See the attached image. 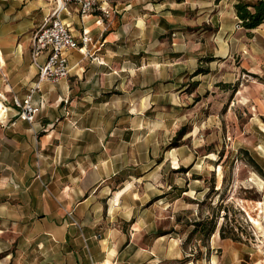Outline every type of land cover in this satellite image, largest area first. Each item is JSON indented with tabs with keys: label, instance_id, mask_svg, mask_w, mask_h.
Masks as SVG:
<instances>
[{
	"label": "rangeland",
	"instance_id": "374dc122",
	"mask_svg": "<svg viewBox=\"0 0 264 264\" xmlns=\"http://www.w3.org/2000/svg\"><path fill=\"white\" fill-rule=\"evenodd\" d=\"M129 1H113L100 69L83 55L100 94L72 80L75 101L40 112L19 148L0 121V264H66L97 160L101 235H164V264H264V23L219 1Z\"/></svg>",
	"mask_w": 264,
	"mask_h": 264
},
{
	"label": "crops",
	"instance_id": "0c3cea01",
	"mask_svg": "<svg viewBox=\"0 0 264 264\" xmlns=\"http://www.w3.org/2000/svg\"><path fill=\"white\" fill-rule=\"evenodd\" d=\"M111 1H109V11H112L113 15L118 12V5L113 3L114 0ZM212 1H214V6L217 1H219L220 7L224 4V6L229 5L228 8L234 14V5L240 0ZM137 2L139 1L130 0V4L125 8L135 5ZM179 2L195 4L196 0H175L174 4L177 5ZM149 5L153 6L149 2L146 4V8ZM53 7V0H0V94L6 98L10 106L14 96L22 98L37 81V68L32 63L31 56V38L33 32L49 15ZM110 12L108 16L110 18L104 20V14L100 11L82 17L73 6L61 11L60 18L69 25L72 33L79 39L82 35H86L91 38V41L82 49L68 52L69 78L57 84L43 82L34 92L32 102L34 105H41L40 112L44 111L47 115L50 108L62 102L70 107L75 101L71 82L77 78L87 80L88 87H90V91L86 92L88 97L90 94L98 93L96 91L100 86V70L95 72V70L82 68L85 62L83 55L88 53L91 57L94 55L93 62L100 69L101 48L104 51L115 48L117 40L115 32L109 31L110 24L113 23L110 20L112 18ZM136 19L138 24L142 20V26H145L146 17ZM139 26L142 27L140 24ZM79 54L82 57H79ZM43 58L44 56H40L39 60L42 61ZM102 60L103 63L106 62V56ZM0 108V119H2L7 113L4 112L1 101ZM15 114L16 110L11 106L8 110V120L4 121L2 126L6 131L5 138L18 144L19 148L21 139L23 141L25 138L28 141L32 140L38 124L35 122L38 115L32 122H28ZM86 172V176L94 173L96 181L93 185L83 187L81 198L74 203V208L77 210L75 217L76 221L80 223V227H75L73 221L67 222L65 225L62 238L66 264H164L158 256L162 253L163 248L157 245L165 242L164 235H158L153 238L152 243L146 244L137 240L139 231L135 229L129 235L117 230H109L108 233L100 234V160L90 167L88 166ZM80 210L81 213H79ZM55 232L50 229L49 235L55 238ZM165 250H167L166 247ZM230 257L233 262V255Z\"/></svg>",
	"mask_w": 264,
	"mask_h": 264
},
{
	"label": "built area",
	"instance_id": "2783aa9c",
	"mask_svg": "<svg viewBox=\"0 0 264 264\" xmlns=\"http://www.w3.org/2000/svg\"><path fill=\"white\" fill-rule=\"evenodd\" d=\"M54 7L41 25L33 32L31 38L32 63L37 68V81L28 93L22 98L14 96L11 106L16 110L15 116L21 117L28 122H32L41 111V105H34L32 102L33 94L39 89L43 82L57 84L66 79L69 74L68 52L71 50L82 49L91 38L82 35L79 39L71 28L60 18V13L69 6H73L80 16L90 15L95 11H100L108 15L109 1L111 0H53ZM44 56L40 61L39 57ZM5 117L0 119L3 123L8 117L10 105L4 96L0 94ZM9 106V107H8Z\"/></svg>",
	"mask_w": 264,
	"mask_h": 264
},
{
	"label": "trees",
	"instance_id": "16d2710c",
	"mask_svg": "<svg viewBox=\"0 0 264 264\" xmlns=\"http://www.w3.org/2000/svg\"><path fill=\"white\" fill-rule=\"evenodd\" d=\"M235 13L240 26L245 29H254L264 23V0L238 1L235 5ZM215 228V224L213 226ZM222 238L235 239L220 231Z\"/></svg>",
	"mask_w": 264,
	"mask_h": 264
}]
</instances>
